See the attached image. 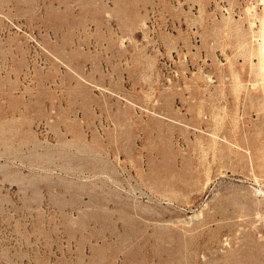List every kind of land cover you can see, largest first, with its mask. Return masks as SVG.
<instances>
[{"label": "rangeland", "instance_id": "obj_1", "mask_svg": "<svg viewBox=\"0 0 264 264\" xmlns=\"http://www.w3.org/2000/svg\"><path fill=\"white\" fill-rule=\"evenodd\" d=\"M263 8L0 0V264H264Z\"/></svg>", "mask_w": 264, "mask_h": 264}, {"label": "bare ground", "instance_id": "obj_2", "mask_svg": "<svg viewBox=\"0 0 264 264\" xmlns=\"http://www.w3.org/2000/svg\"><path fill=\"white\" fill-rule=\"evenodd\" d=\"M263 1V0H262ZM264 9V8H263ZM262 9V10H263ZM264 13V12H263ZM255 14V13H254ZM252 15V14H251ZM252 17V16H251ZM250 17V18H251ZM257 17V16H256ZM262 18H264L263 16L261 17V19ZM263 20V28H261V27H259V28H261V29H263V30H261L260 29V31L263 33L264 32V19H262ZM258 32V31H257ZM257 35H258V33H257ZM261 35H263V34H261ZM259 37H260V35H259ZM261 38V37H260ZM263 38V37H262ZM255 41V40H254ZM257 41V40H256ZM260 40H258V42H259ZM261 46H260V64H261V74H262V78H263V82H264V39L262 40V42H261V44H260ZM257 46H259V45H257ZM251 47V46H250ZM255 47H256V45H255ZM252 48V47H251ZM259 48V47H258ZM253 49V48H252ZM257 50V49H256ZM254 51H255V49H254ZM253 51H251V53H252ZM258 52V51H257ZM256 52V53H257ZM254 54H255V52H254ZM257 56H259V55H257ZM255 57H256V54H255ZM253 61V60H252ZM253 64L255 63V62H252ZM256 63H258V62H256ZM259 65V64H258ZM250 66V65H249ZM255 66V65H254ZM260 66V65H259ZM251 67H253V66H251ZM255 67H258V66H255ZM250 69V68H249ZM252 70H253V68H252ZM255 70V69H254ZM258 70V69H257ZM260 70V69H259ZM253 72V71H252ZM255 72V71H254ZM258 72H260V71H258ZM255 75V74H254ZM253 76V75H252ZM256 77V76H255ZM257 77H259V75L257 76ZM238 79V78H237ZM254 79H256V78H254ZM261 79V78H260ZM255 81V80H254ZM262 82V83H263ZM261 83V84H262ZM257 84V83H256ZM256 84H255V86H256ZM264 85V84H263ZM264 88V87H263ZM215 136V135H214ZM252 151V150H251ZM250 157V156H249ZM251 162V161H250ZM253 164V163H252ZM256 165V164H255ZM254 165V166H255ZM258 174V173H257ZM258 178V177H257ZM264 179V178H263ZM264 181V180H263ZM257 190H259L262 194H264V189H257ZM258 192V191H257ZM258 194V193H257Z\"/></svg>", "mask_w": 264, "mask_h": 264}]
</instances>
